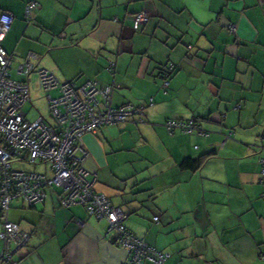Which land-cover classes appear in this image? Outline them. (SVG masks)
<instances>
[{"label":"crops","instance_id":"crops-1","mask_svg":"<svg viewBox=\"0 0 264 264\" xmlns=\"http://www.w3.org/2000/svg\"><path fill=\"white\" fill-rule=\"evenodd\" d=\"M142 11L149 19L135 28ZM3 12L13 23L2 44L30 100L46 68L77 85H112L113 106L141 109L86 133L79 150L94 189L123 209L135 236L168 252L166 264H264V0H0ZM31 55L35 71L19 74ZM39 112L32 120L52 121L50 109ZM168 119L195 120L204 133H171ZM47 192L9 209L31 236L20 264H125L129 251L106 220L63 206L58 186Z\"/></svg>","mask_w":264,"mask_h":264},{"label":"built area","instance_id":"built-area-1","mask_svg":"<svg viewBox=\"0 0 264 264\" xmlns=\"http://www.w3.org/2000/svg\"><path fill=\"white\" fill-rule=\"evenodd\" d=\"M38 5L37 1L27 5L28 17ZM148 19L147 12L137 13L134 27H140ZM12 23L11 13L3 12L0 16V240L3 243L0 264H20L16 256L31 238L29 232L8 218L12 202L22 199L35 206L46 199L47 188L54 186L61 188L63 206L84 205L89 214L107 221V231L116 233L115 243L129 251L125 264H166L170 254L135 236L124 223L123 209L113 205L107 194L94 189L95 178L89 177L79 155L80 142L86 133L106 124L126 122L141 109L132 103L113 106L112 85L102 86L95 80L77 85L40 68L37 73L41 89L48 93L57 91L48 95L52 121L44 116L29 120L25 106L31 99L30 84L12 77V57L2 44ZM230 28L234 29V25ZM30 57L17 66L19 74L30 76L35 71ZM114 63L110 62L113 71ZM173 67V64L167 66L166 77ZM166 126L171 133L178 129L202 132L195 120L168 119ZM24 155H28L31 164L50 163L53 176L16 169L13 161L24 160ZM261 162V182H264V158ZM158 219L156 216L155 220Z\"/></svg>","mask_w":264,"mask_h":264},{"label":"rangeland","instance_id":"rangeland-1","mask_svg":"<svg viewBox=\"0 0 264 264\" xmlns=\"http://www.w3.org/2000/svg\"><path fill=\"white\" fill-rule=\"evenodd\" d=\"M11 72H12V70H11ZM12 77L19 79V76L13 75V73H12ZM41 90L38 91V93H35L33 96L34 97L33 101L35 99L36 102H33L32 100H30L28 102V104L25 106V110L29 111V113H30L29 118L31 120L34 118L35 115L40 114L39 109L44 114H47L49 116V107H48V103H47L48 98H46L47 96H44L46 91L45 90L41 91ZM13 166L15 168L20 167V168L27 170V171H38V172H45L46 168H48L49 169V172H48L49 176H53V171L51 170V164H49V163L45 164V163L39 162L38 164L35 165V164H31L29 162H25L24 160L23 161L14 160Z\"/></svg>","mask_w":264,"mask_h":264},{"label":"trees","instance_id":"trees-1","mask_svg":"<svg viewBox=\"0 0 264 264\" xmlns=\"http://www.w3.org/2000/svg\"><path fill=\"white\" fill-rule=\"evenodd\" d=\"M137 13H139V12H137ZM137 13H136V14H137ZM136 14H135V15H136ZM135 15H134V16H135ZM164 71H165V70H164ZM168 72H169L168 74L170 75V71H168ZM169 75H168V76H169ZM167 79L169 80V77H168ZM23 157H24V159H25V160H24L25 162H29V163H30V161H29L28 158H27L28 155H24ZM20 161H23V160H20ZM194 162H195L194 160H186L187 165H190V166H194V165H195ZM47 164H48V163H47ZM49 164H50V163H49ZM0 217H1V219H2L1 211H0ZM0 241H1V240H0ZM1 243H2V241H1ZM2 248H3V243H2Z\"/></svg>","mask_w":264,"mask_h":264},{"label":"water","instance_id":"water-1","mask_svg":"<svg viewBox=\"0 0 264 264\" xmlns=\"http://www.w3.org/2000/svg\"><path fill=\"white\" fill-rule=\"evenodd\" d=\"M165 72V71H164ZM165 76V75H164ZM165 78H167L166 76H165Z\"/></svg>","mask_w":264,"mask_h":264}]
</instances>
